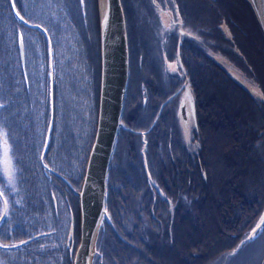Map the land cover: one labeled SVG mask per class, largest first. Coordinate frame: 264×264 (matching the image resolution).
<instances>
[{
	"label": "rangeland",
	"instance_id": "obj_1",
	"mask_svg": "<svg viewBox=\"0 0 264 264\" xmlns=\"http://www.w3.org/2000/svg\"><path fill=\"white\" fill-rule=\"evenodd\" d=\"M121 3L128 85L93 264H264V36L251 0L215 8L231 40L215 76L190 58L212 98L199 128L168 76L182 71L178 52L166 56L165 0ZM98 7L0 0V264L73 263L98 111Z\"/></svg>",
	"mask_w": 264,
	"mask_h": 264
},
{
	"label": "water",
	"instance_id": "obj_2",
	"mask_svg": "<svg viewBox=\"0 0 264 264\" xmlns=\"http://www.w3.org/2000/svg\"><path fill=\"white\" fill-rule=\"evenodd\" d=\"M264 36V0H251ZM100 85L96 129L78 192L80 237L72 264H93L105 213L106 179L121 123L129 74L126 23L121 0H99ZM23 55V44H19ZM23 60V59H21ZM188 88L185 92L188 93ZM181 102V112L185 101ZM182 116V115H181ZM264 224V212L257 224Z\"/></svg>",
	"mask_w": 264,
	"mask_h": 264
},
{
	"label": "flooded vegetation",
	"instance_id": "obj_3",
	"mask_svg": "<svg viewBox=\"0 0 264 264\" xmlns=\"http://www.w3.org/2000/svg\"><path fill=\"white\" fill-rule=\"evenodd\" d=\"M203 4H205L212 11L210 13L205 12L203 9ZM218 4L219 0L211 3L202 1L201 4H197L195 0H165V16L169 20V32L166 36L165 44V49L167 50L166 56L172 58L175 55V52H178V61L182 71L181 76L177 74V72H170L168 73V76L171 77L172 85H174L173 87H175L178 83H182V89L185 91L187 88L189 89L188 93L184 91L185 95L190 96V98L184 102L185 107L183 108L181 115L185 122H188L189 119H192L194 125H197V128H199L200 124L199 115L201 114V109L205 108L209 101H212V98L205 96V98L202 99L204 95V91L202 90V82L204 79L203 81L200 80V73L198 71L193 73L190 58L197 57L198 62L196 67L202 66L201 68L204 69V73L202 75L205 78L208 72L215 76L214 71L209 67V65L214 68V55L216 53L222 50V55L226 59L228 57L231 58V48L229 47L231 45V40L228 42L225 37H222L219 24L223 22V19L215 16V8L219 7ZM141 6L145 10L144 13L147 15L146 8L148 7V4L146 2H142ZM154 28L150 27L151 34L152 29ZM221 40L227 42L226 47H224V44L222 43V49H220ZM153 63V67L157 71V61L153 59ZM217 66L219 67L218 64ZM215 68L219 70L217 67ZM194 75H196V78L199 76V78L194 79ZM156 79L159 81L157 74ZM191 82H197V85H193ZM185 122L184 124L186 125ZM194 125L192 127H195ZM117 139L118 137L116 138L115 144L117 143ZM191 158L197 162L199 161L197 153L192 155ZM188 177L187 183L189 180H191ZM191 187H193V185H191Z\"/></svg>",
	"mask_w": 264,
	"mask_h": 264
},
{
	"label": "snow or ice",
	"instance_id": "obj_4",
	"mask_svg": "<svg viewBox=\"0 0 264 264\" xmlns=\"http://www.w3.org/2000/svg\"><path fill=\"white\" fill-rule=\"evenodd\" d=\"M20 19L22 20L23 17L21 16ZM0 107H3V105H0ZM257 227H259V225H258ZM253 232L255 233V232H256V229H254ZM252 238H254V237H250L249 239H252ZM247 242H248V241L246 240V241H244V242H242V243H247ZM3 247H4V248H8L9 246H8V245H3Z\"/></svg>",
	"mask_w": 264,
	"mask_h": 264
}]
</instances>
